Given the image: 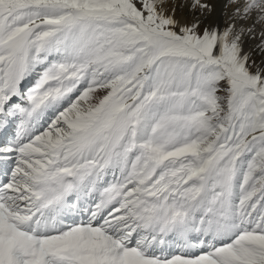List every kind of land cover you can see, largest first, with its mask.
Returning <instances> with one entry per match:
<instances>
[{
  "label": "snow or ice",
  "instance_id": "obj_1",
  "mask_svg": "<svg viewBox=\"0 0 264 264\" xmlns=\"http://www.w3.org/2000/svg\"><path fill=\"white\" fill-rule=\"evenodd\" d=\"M228 5L0 0V264H264V0Z\"/></svg>",
  "mask_w": 264,
  "mask_h": 264
},
{
  "label": "bare ground",
  "instance_id": "obj_2",
  "mask_svg": "<svg viewBox=\"0 0 264 264\" xmlns=\"http://www.w3.org/2000/svg\"><path fill=\"white\" fill-rule=\"evenodd\" d=\"M181 0H176L177 3H179ZM210 3L215 5V11L212 14L211 18L213 20H216L221 23H225L226 19L224 18L225 16V11L227 8H225V5L227 4V0H210ZM232 7L230 6V9L227 11H230ZM204 17H201L203 19Z\"/></svg>",
  "mask_w": 264,
  "mask_h": 264
},
{
  "label": "rangeland",
  "instance_id": "obj_3",
  "mask_svg": "<svg viewBox=\"0 0 264 264\" xmlns=\"http://www.w3.org/2000/svg\"><path fill=\"white\" fill-rule=\"evenodd\" d=\"M179 3H186V0H181ZM230 6L231 5H228L225 8H227V10H228V9H230ZM227 10L225 11V16H224V18L226 19L225 22H227L228 17L231 15V12H232V9L230 11H227ZM177 15L178 16H186V17L190 18V14H189L188 8L186 6L183 9H178Z\"/></svg>",
  "mask_w": 264,
  "mask_h": 264
}]
</instances>
